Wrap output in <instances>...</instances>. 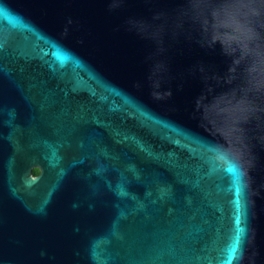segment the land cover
I'll list each match as a JSON object with an SVG mask.
<instances>
[{
  "label": "water",
  "instance_id": "water-1",
  "mask_svg": "<svg viewBox=\"0 0 264 264\" xmlns=\"http://www.w3.org/2000/svg\"><path fill=\"white\" fill-rule=\"evenodd\" d=\"M0 264H264V0H0Z\"/></svg>",
  "mask_w": 264,
  "mask_h": 264
},
{
  "label": "trees",
  "instance_id": "trees-1",
  "mask_svg": "<svg viewBox=\"0 0 264 264\" xmlns=\"http://www.w3.org/2000/svg\"><path fill=\"white\" fill-rule=\"evenodd\" d=\"M32 172H33V173L37 172V169H36V168H35V169H33V170H32Z\"/></svg>",
  "mask_w": 264,
  "mask_h": 264
},
{
  "label": "flooded vegetation",
  "instance_id": "flooded-vegetation-1",
  "mask_svg": "<svg viewBox=\"0 0 264 264\" xmlns=\"http://www.w3.org/2000/svg\"><path fill=\"white\" fill-rule=\"evenodd\" d=\"M35 169V168H34ZM33 173V172H32ZM38 173V169H37V172L33 173V174H37Z\"/></svg>",
  "mask_w": 264,
  "mask_h": 264
}]
</instances>
